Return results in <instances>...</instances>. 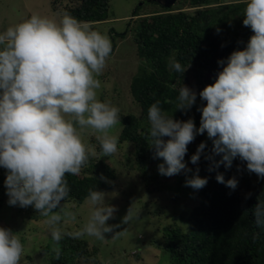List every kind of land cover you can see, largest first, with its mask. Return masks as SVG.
<instances>
[{"label": "clouds", "instance_id": "obj_1", "mask_svg": "<svg viewBox=\"0 0 264 264\" xmlns=\"http://www.w3.org/2000/svg\"><path fill=\"white\" fill-rule=\"evenodd\" d=\"M243 2V25L253 35L244 50L218 61L222 71L213 84L199 92L206 102L198 109L202 113L200 127L197 129L193 119L170 117L159 100L148 109L147 140L154 158L163 161L158 165L162 176L190 172L185 163L188 145L206 132L213 141L214 155L222 156L214 162L216 168H231L239 158L249 173L264 179V0ZM111 53L112 41L106 32L68 13L59 20L33 14L0 32V167L8 172V203L32 206L46 218L57 259L65 235L104 241L105 234L115 227L107 222L117 209L106 203L108 193L97 189H89L85 198L90 214L82 227L72 232L62 227L77 223L78 216L77 204L68 202L66 176H79L90 157L98 155L96 145L85 142V134L95 136L99 155L111 157L118 152L119 136L111 130L120 123V109L98 96L102 87L98 77ZM169 67L185 71L174 56ZM196 100L197 93L183 85L177 108L190 110ZM206 146L199 145L192 164H198ZM101 179L106 180L103 175ZM216 179L232 190L238 187L235 177L225 181L224 175L218 174ZM207 183L197 169L185 186L200 190ZM255 208L257 225L264 224V204ZM132 215L133 207L123 223ZM122 235L123 231L118 232L114 238ZM24 250L20 233L0 227V264H21Z\"/></svg>", "mask_w": 264, "mask_h": 264}, {"label": "trees", "instance_id": "obj_2", "mask_svg": "<svg viewBox=\"0 0 264 264\" xmlns=\"http://www.w3.org/2000/svg\"><path fill=\"white\" fill-rule=\"evenodd\" d=\"M182 1L186 4L187 0ZM111 3L112 0H68L66 4H59V0H54L52 11L61 18L68 13L94 25L109 19ZM188 5L194 10L165 8L141 16L136 9L133 16L139 18L130 25L133 26L137 56L144 62L130 85V93L140 112L120 119L122 130L118 151L123 150L125 143L134 146L129 155L119 154V158L125 163L123 167L132 166L138 170L140 180L146 183L148 180L143 173L163 163L154 158V149L147 140L151 104L159 100L170 117L180 121L193 119L198 129L202 115L198 109L206 106L199 92L213 84L217 73L222 71L218 61L227 60L233 51L244 50L253 35L251 29L243 25L245 2L189 0ZM173 56L184 67V72L169 67ZM183 85L197 93L196 103L187 111L177 108V97ZM91 143L96 145L99 155L96 138L92 137ZM201 143L207 146L198 164L194 165L191 157ZM212 149L213 141L206 132L197 135L188 145L185 163L191 171L177 176L196 174L199 169V176L206 178L208 183L195 190L197 202L187 218L188 230L182 232L176 226L164 227L160 240L154 244L169 255L170 264H264V224L257 225L255 216V206L264 204V179L249 173L246 163L239 158L233 160L231 168L224 165L216 168L214 162H219L222 156L214 155ZM106 159L90 157L79 176H66L70 188L69 203L81 206L89 189L109 192L114 188L119 174ZM120 159L116 160L122 163ZM1 172L0 182L3 183L7 175L3 170ZM218 174H223L225 181L235 177L238 187L232 190L217 182ZM101 175L106 180L101 179ZM147 188L150 190L149 185ZM2 201L0 199V210ZM59 248V259L53 250L48 249L49 264H101L99 249L91 246L85 238L73 239L65 235Z\"/></svg>", "mask_w": 264, "mask_h": 264}, {"label": "rangeland", "instance_id": "obj_3", "mask_svg": "<svg viewBox=\"0 0 264 264\" xmlns=\"http://www.w3.org/2000/svg\"><path fill=\"white\" fill-rule=\"evenodd\" d=\"M188 1L185 4L181 0L172 8L191 12L194 9L189 8ZM237 1L243 2V0ZM142 2L143 0H112L109 19L92 25L95 30L106 32L112 41V53L107 67L103 75L98 77L102 83L98 96L100 99L111 101L120 109V119L128 114L138 115L140 112L130 93L132 80L144 65L137 56L133 26L130 27L139 18L134 17L133 14L136 9H139L138 13L141 16L165 10L157 3L139 6ZM229 2L230 0H225V3ZM53 3L54 0H0V32L30 18L33 14L61 19L52 11ZM63 3H68V0H59V4ZM121 130L120 122L111 133L120 136ZM92 137L95 138L90 132L86 133L85 142L91 143ZM122 147L123 150L111 157L97 155L99 158L110 160L119 174L114 182V188L106 192L108 193L106 203L117 209L114 218L107 222L115 226L113 232L106 233L104 241L88 236L82 238L99 249L101 264H170L169 255L160 250L154 242L160 240L164 227L176 226L182 232L188 230L187 218L197 202V195L195 189L185 186V182L195 173H189L185 177L182 175L166 177L159 174L156 165L143 173L144 178L148 180L146 183L140 180L138 170L132 166L127 168L122 166L125 163L119 157L129 155L134 146L125 143ZM116 159H120L124 164ZM1 170L5 175L8 174L3 167H0V173ZM242 175L246 174L242 173ZM0 199L3 200L0 227L20 233L24 244L21 264H49L48 249L53 250L56 244L51 238L50 227L44 222L46 218L40 216L32 206L27 208L19 205L10 206L5 181L0 182ZM131 207H133L132 218L125 224L123 218ZM75 210L78 212L77 223L62 225L65 232H72L82 227L90 214V205L83 203ZM122 231L124 235L114 238L116 233Z\"/></svg>", "mask_w": 264, "mask_h": 264}, {"label": "water", "instance_id": "obj_4", "mask_svg": "<svg viewBox=\"0 0 264 264\" xmlns=\"http://www.w3.org/2000/svg\"><path fill=\"white\" fill-rule=\"evenodd\" d=\"M180 1L181 0H145L139 6H142L144 4H149V3H157L164 8L171 9Z\"/></svg>", "mask_w": 264, "mask_h": 264}, {"label": "flooded vegetation", "instance_id": "obj_5", "mask_svg": "<svg viewBox=\"0 0 264 264\" xmlns=\"http://www.w3.org/2000/svg\"><path fill=\"white\" fill-rule=\"evenodd\" d=\"M145 0H143V2H144ZM157 5H159V4H157ZM160 6V5H159ZM134 18V17H133Z\"/></svg>", "mask_w": 264, "mask_h": 264}]
</instances>
